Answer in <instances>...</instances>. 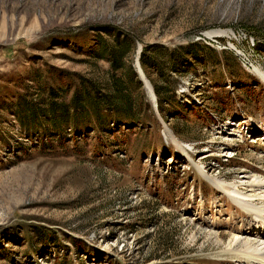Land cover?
Wrapping results in <instances>:
<instances>
[{"label": "rangeland", "instance_id": "374dc122", "mask_svg": "<svg viewBox=\"0 0 264 264\" xmlns=\"http://www.w3.org/2000/svg\"><path fill=\"white\" fill-rule=\"evenodd\" d=\"M103 25L135 37L126 65L137 74L146 46L204 45L188 72L167 67L181 108L161 110L138 74L148 124L101 141L91 122L77 144L45 149L44 130L23 128L8 104L25 91L35 104L50 92L67 91V104L83 88L108 94L109 64L79 38ZM258 70L264 0H0V264H260L248 248L229 247L262 240L249 234L256 220L236 200L264 208L254 197L264 189L250 178L264 176ZM72 128L62 131L67 139Z\"/></svg>", "mask_w": 264, "mask_h": 264}, {"label": "trees", "instance_id": "16d2710c", "mask_svg": "<svg viewBox=\"0 0 264 264\" xmlns=\"http://www.w3.org/2000/svg\"><path fill=\"white\" fill-rule=\"evenodd\" d=\"M90 34H92L91 38ZM83 36L89 38V45H96L92 56L97 60L105 61L110 66L112 80L110 86L106 87L108 94L102 95L99 92L83 88L82 94L75 95L72 102L67 104L65 100L67 99L65 95H69L67 91H63L62 94L46 93L40 86L39 90L46 93L47 96L42 102L35 104L28 101V93L25 91L26 95L24 93L13 103L8 104L7 108L14 110L15 116L23 128L31 130L41 127L44 130L46 137L41 139V147L45 149H50V144L54 142L71 141L77 144L83 134L80 133L83 132L81 130L88 129L91 122H94L93 131L99 133L101 141L108 134L113 138L121 135L122 139H125L136 128L144 127L149 123V116L144 111V105L150 107V103L145 97L142 81L133 66L128 68L126 65V61L131 60V64L133 61L136 48L135 37L123 32L121 27L107 25L94 27L79 38ZM203 48L204 45L200 43L191 47H182L178 51L148 46L144 48L141 65L154 87L161 110L165 105L177 104L175 99L177 85L170 83L171 78L168 76L170 69L167 67L170 66L172 70L180 74L188 72L192 68L193 61L198 58L197 51ZM158 60L161 61L160 65H158ZM152 68L156 70L158 81L149 72ZM120 72H122L121 77L117 75ZM36 75L39 77L38 74ZM177 108H181V106L177 104ZM104 110L111 114L101 117ZM42 119L47 126L40 122ZM72 122L71 130L75 138L67 139L62 131ZM50 129H52L51 132ZM104 148L103 146L99 153ZM60 262L61 257L55 260L56 264H60Z\"/></svg>", "mask_w": 264, "mask_h": 264}, {"label": "bare ground", "instance_id": "6f19581e", "mask_svg": "<svg viewBox=\"0 0 264 264\" xmlns=\"http://www.w3.org/2000/svg\"><path fill=\"white\" fill-rule=\"evenodd\" d=\"M208 37L211 38H216V37H223L224 33L222 32H213V33H207ZM260 76L262 77V80H264V72L261 71H257ZM251 179H253L251 182L253 184V187H262L264 189V176L260 174V172H255L252 174V176L250 177ZM217 183V184H216ZM215 184L223 191V192H228L229 188L225 185H223L221 182H216ZM261 184V185H260ZM255 198H259V200H264V192L261 195L258 196H254ZM236 200H239L238 202L240 203L241 207H244L245 210L254 217V219L256 220V225H253L252 227H250V231L249 234L251 233V235H259V238H262V240H260V243H256V242H252V240H245V239H239V240H235L232 239L230 240L229 243V247L230 249H236V248H248L249 251L246 254V256L251 257V259H256L260 264L263 263L264 264V230H262L263 228H259V227H263L264 226V208L262 209H257L256 206H252V204H247L245 203L246 200H244L243 198L240 197V194H237ZM258 201V200H257ZM254 205V204H253ZM256 205V204H255ZM262 225V226H260ZM260 231V233L258 232ZM238 232V231H237ZM241 233V232H240ZM214 234H210V236H213ZM217 238L218 241H222L225 238L224 234H217L215 236ZM239 250V249H238Z\"/></svg>", "mask_w": 264, "mask_h": 264}, {"label": "water", "instance_id": "95a60500", "mask_svg": "<svg viewBox=\"0 0 264 264\" xmlns=\"http://www.w3.org/2000/svg\"><path fill=\"white\" fill-rule=\"evenodd\" d=\"M137 69H138V74L141 76L142 81L144 83V86H145V88L147 90L148 96L151 97L154 102L158 103V98H157V96L155 94L154 87L152 86L150 81L147 79V77H146V75H145V73H144V71H143V69L141 67L139 59L137 60Z\"/></svg>", "mask_w": 264, "mask_h": 264}]
</instances>
